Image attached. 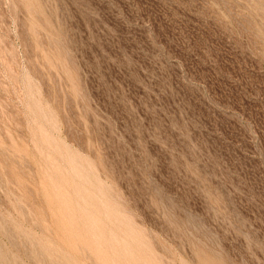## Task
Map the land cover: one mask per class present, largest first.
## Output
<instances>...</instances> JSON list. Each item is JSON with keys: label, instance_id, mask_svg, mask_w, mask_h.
<instances>
[{"label": "rangeland", "instance_id": "1", "mask_svg": "<svg viewBox=\"0 0 264 264\" xmlns=\"http://www.w3.org/2000/svg\"><path fill=\"white\" fill-rule=\"evenodd\" d=\"M139 262L264 264V0H0V264Z\"/></svg>", "mask_w": 264, "mask_h": 264}, {"label": "bare ground", "instance_id": "2", "mask_svg": "<svg viewBox=\"0 0 264 264\" xmlns=\"http://www.w3.org/2000/svg\"><path fill=\"white\" fill-rule=\"evenodd\" d=\"M99 187H100V186H99ZM101 188H102V187H101ZM101 188H100V189H101ZM100 191H101V190H100ZM102 191H103V190H102ZM101 193H103V192H101ZM80 194H81V193H80ZM86 196H87V195H86ZM90 197H91V196H90ZM90 197H89V198H90ZM90 200H91V198H90ZM63 203H65L64 206H66V207L68 206V204H67L66 202H63ZM61 204H62V203H60L59 206H61ZM58 208H59V210H60V207H58ZM61 208H62V206H61ZM66 209H67V208H66ZM57 210H58V209H57ZM61 210H63V209H61ZM61 210H60V212L65 213V212H64L65 208H64L63 211H61ZM67 210H69V206H68V209H67ZM67 210H66V211H67ZM105 210H106V209H105ZM106 211H109V210H106ZM68 213H69V212H68ZM107 213H108V212H107ZM66 215H67V214H65V216H66ZM109 215H110V214H108V217H109ZM69 216H70V214H69ZM113 217H114V216H113ZM111 218H112V217H111ZM111 218H110V221H111ZM112 220H113V219H112ZM112 223H113V222H112ZM66 224H67V223H66ZM69 224H70V223H69ZM69 224H67L66 228L70 226ZM119 225H120V224H119ZM125 225H126V224H125ZM129 225H130V224H129ZM63 226H65V225H63ZM72 227H73V226H72ZM121 227H122V226H121ZM68 229H69V228H68ZM73 229H74V228H73ZM73 229H72V230H73ZM95 230H99V229L96 228ZM71 232H72V235H73V231H71ZM94 233H96V232H94ZM75 234H76V233H75ZM102 234H103V233H102ZM77 235H78V234H77ZM78 236H79V235H78ZM101 237H102V236H101ZM73 238H74V237H73ZM103 238H104V237H103ZM103 238H102V239H103ZM111 238H112V237H111ZM69 239H70V238H69ZM71 239H72V237H71ZM109 239H110V238H109ZM76 240H77V239H76ZM113 244H114V243H113ZM115 245H117V244L115 243ZM112 247H113V246H112ZM117 247H118V246H117ZM117 247H116V248H117ZM118 248H119V247H118ZM118 248H117V249H118ZM86 249H87V248H86ZM113 249H114V248H113ZM114 250H115V249H114ZM120 250H121V249H120ZM88 251H89V250H88ZM114 252H116V250H115ZM112 253H113V252H112ZM117 254H119V253H117ZM122 255H123V253L121 252V257H122ZM125 256H126V255H125ZM100 257H101V256H100ZM116 257H117V255H116ZM128 257H129V256H127V258H128ZM143 257H144V256H143ZM123 259H124V258H123ZM130 259H131V258H130ZM142 259H143V258H142ZM146 260H147V259H146ZM125 261H126V260H125ZM128 261H129V260H128ZM133 261H135V260H133ZM136 261H137V260H136ZM138 261L141 262V260H138ZM138 261H137V262H138ZM140 262H139V263H140ZM133 263H134V262H133ZM139 263H138V264H139ZM103 264H104V263H103ZM135 264H136V263H135ZM140 264H141V263H140ZM144 264H145V263H144ZM150 264H152V263L150 262Z\"/></svg>", "mask_w": 264, "mask_h": 264}]
</instances>
